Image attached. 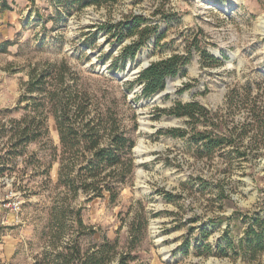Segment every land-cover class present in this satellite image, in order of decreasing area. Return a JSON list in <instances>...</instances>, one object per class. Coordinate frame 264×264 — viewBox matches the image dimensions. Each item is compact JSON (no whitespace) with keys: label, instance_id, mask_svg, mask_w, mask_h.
I'll return each instance as SVG.
<instances>
[{"label":"rangeland","instance_id":"obj_1","mask_svg":"<svg viewBox=\"0 0 264 264\" xmlns=\"http://www.w3.org/2000/svg\"><path fill=\"white\" fill-rule=\"evenodd\" d=\"M58 1L0 0V44H9L0 51V120L22 119L28 105V115L37 116L36 110H41L47 129L45 137L15 160L17 172L0 178V264H35L43 253H52L47 235L50 209L66 204L64 189H56L60 140L54 117L44 119L36 93L20 104L31 76L48 65L66 66L100 102L118 100L129 128L131 112L137 116L134 179L119 199L68 201L72 210L81 209L83 251L104 239H119L124 250L128 225L138 214L147 220V226L141 224L138 245L143 264H264V252L254 260L232 253L227 258L206 254L207 246L215 253L227 239L238 243L251 218H264V155L254 163L235 162L226 171L218 154L212 162L196 160L186 139L158 134L184 127L174 117H158V109H169L178 101L217 110L234 87H250L252 96L264 95V0H121L67 11ZM134 18L144 20L141 28L158 25V33L134 60H123V50L137 36L118 41V28L111 34L108 30ZM194 45L221 64L205 67ZM190 47L191 62L185 73L169 79L175 83L169 94L158 100L155 96L161 91L146 99L141 85L125 88L145 70L144 59L150 65L174 54L186 55ZM245 113L236 115L235 122ZM5 141L0 139V150ZM67 219L64 243L77 230L70 216Z\"/></svg>","mask_w":264,"mask_h":264},{"label":"trees","instance_id":"obj_2","mask_svg":"<svg viewBox=\"0 0 264 264\" xmlns=\"http://www.w3.org/2000/svg\"><path fill=\"white\" fill-rule=\"evenodd\" d=\"M119 1L59 0L56 4L67 11L72 6L84 9L113 5ZM143 22L142 19L134 18L131 23H119L108 30L111 34L118 28V41L137 36L133 45L123 50V60H134L151 36L157 35L158 25L141 28ZM8 47V42H4L0 44V51H6ZM193 49L200 51L205 67L221 64L218 58L200 50L197 45ZM192 54L190 47L186 55L174 54L151 63L134 82L125 84V88L131 90L139 84L142 86L141 96L152 98L166 88L169 79L185 73ZM68 73L66 66L48 65L40 74L31 76L20 103L27 100L28 94L36 93L38 99L35 103L43 108L44 119L50 114L54 117L60 140V169L56 189H64L62 202L66 201V204L50 209L47 235L53 242V252L43 253V259L36 260L35 264H143L138 255V245L143 229L141 224L146 223L147 226V220L138 214L128 225L124 250H120L119 239H104L101 244L85 251L81 248L80 238L86 235L81 209L72 210L68 201L84 197L85 202H91L108 197L111 203H115L119 199L123 189L134 179V133L138 130V124L136 113L132 111L133 125L129 128L123 122V111L118 100L100 102L96 94L91 95L84 89L73 73H69L68 79ZM123 99L126 101V95ZM29 109L28 105L25 106L23 111L26 114L20 120H0V139L6 140L0 150V178L17 172L15 160L25 156L29 145L47 135L40 118L41 110L37 109V116H32L28 115ZM242 111L246 112L243 120L236 123V115ZM158 112L159 118L170 116L184 124V127L161 130L158 134L186 139L196 160L212 162L218 154L227 171L235 162L254 163L264 155V95L260 92L252 96L250 87L231 89L223 107L217 110H210L196 101H178L171 108L158 109ZM54 158L56 160L58 157ZM24 188V185L19 186L21 191ZM220 193L224 195L225 192L220 190ZM172 197L168 196L167 199ZM234 215L237 217V212ZM69 216L77 230L64 243ZM90 232L95 235L94 230ZM185 245L188 247L189 241ZM211 249L210 246L206 247L207 256L215 254L227 258L232 253L235 257L256 259L264 252V218H251L247 222L244 237L238 243L227 239L226 246L218 244L215 253Z\"/></svg>","mask_w":264,"mask_h":264},{"label":"bare ground","instance_id":"obj_3","mask_svg":"<svg viewBox=\"0 0 264 264\" xmlns=\"http://www.w3.org/2000/svg\"><path fill=\"white\" fill-rule=\"evenodd\" d=\"M147 65V60L144 59L143 61V67H145ZM175 84V83H174ZM173 81L172 80H168L167 86L165 91H162L161 93H159L158 95L155 96L156 99H161L164 95L169 94L170 91L173 89Z\"/></svg>","mask_w":264,"mask_h":264},{"label":"water","instance_id":"obj_4","mask_svg":"<svg viewBox=\"0 0 264 264\" xmlns=\"http://www.w3.org/2000/svg\"><path fill=\"white\" fill-rule=\"evenodd\" d=\"M149 66H150L149 64H148V65H146L144 69L148 68Z\"/></svg>","mask_w":264,"mask_h":264}]
</instances>
